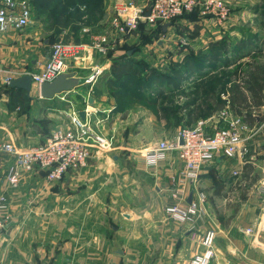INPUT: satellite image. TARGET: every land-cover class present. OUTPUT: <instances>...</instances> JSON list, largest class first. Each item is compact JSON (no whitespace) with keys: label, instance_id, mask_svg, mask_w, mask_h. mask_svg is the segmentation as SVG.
Instances as JSON below:
<instances>
[{"label":"crops","instance_id":"1","mask_svg":"<svg viewBox=\"0 0 264 264\" xmlns=\"http://www.w3.org/2000/svg\"><path fill=\"white\" fill-rule=\"evenodd\" d=\"M234 2L236 20L264 18L259 8L262 2L264 6V0ZM106 11L101 22L109 30L107 20L112 5ZM178 21L156 41L158 49H153L151 44L134 48L126 44L115 46L108 57L95 54L85 58L77 66L76 76L86 79L98 67L101 74L110 73L114 54L123 51L132 59L127 66L146 59L154 67L159 57L169 53L170 59L182 60L189 54L188 50L196 52L229 38L220 31L204 35L190 31L188 22L183 25ZM212 21L208 22L213 24ZM31 25L0 37V70L24 73L44 67L53 43L46 40L44 45L38 44L33 35L44 30L35 31ZM182 26H188V31ZM85 28L89 31L84 32ZM103 33L83 25L80 39L88 43L92 36ZM251 33L247 36L244 32L236 33L235 43L258 34ZM259 41L251 50L261 49L263 40ZM100 76L93 84L82 85L51 100L41 99L33 91L30 100L35 110L30 115L22 106L10 103L6 86L0 82V147L14 142L28 148L45 142L53 129L69 121L67 116L62 114V120V115L58 117L55 112L68 102L77 105L67 111L69 114L79 110L80 117V112L88 108L90 114L86 113L85 120L80 119L94 132L113 137L115 145L111 153L95 154L87 168L70 171L60 181L50 182L45 171L34 170L22 173L16 187L8 182L14 159L0 151V196L7 197V207L0 211V219L8 217L0 237V264H189L196 254L204 251L203 234L210 230L217 234L212 264H264V250L255 247L254 237L244 232L264 219V107L253 123L243 119L251 129L244 163L237 158L217 157L202 169L194 188L181 175L183 164L175 153L157 166H150L142 154L145 147L157 141L175 138L181 127H171L149 106L140 111L143 117L136 120L138 114L134 115L133 106L141 102H123L111 90L109 80L101 84ZM100 85L103 90L98 91ZM183 88L184 83L180 88L164 86L162 90L167 95ZM140 92L143 98L150 96L147 88ZM40 105L47 107L45 113H41ZM40 113L44 116L43 127L37 123ZM218 114L201 119L210 134L219 125L227 128ZM231 116L229 119L237 117ZM235 171H240V175L234 176ZM180 189L184 193L173 198L174 191ZM200 193L205 195L202 204ZM191 194L192 203L200 208L193 223L183 224L166 213L172 204H192Z\"/></svg>","mask_w":264,"mask_h":264},{"label":"built area","instance_id":"2","mask_svg":"<svg viewBox=\"0 0 264 264\" xmlns=\"http://www.w3.org/2000/svg\"><path fill=\"white\" fill-rule=\"evenodd\" d=\"M111 17L107 20L109 30L103 34L94 35L90 42L57 41L51 46L50 56L44 67L36 73L26 71L15 73L0 70V82L4 86L24 75H30L33 81V91L39 94L40 87L54 81L65 73L76 75V68L85 58L93 55L106 56L125 35L137 30L140 23L155 27L159 23L169 24L184 14L195 10L203 14L214 13L221 19H226L230 13L223 0H115ZM150 14L147 16V13ZM33 7L31 0H0V37L11 32L24 30L32 24ZM87 28L84 32H88ZM87 77L86 84L96 82L102 69ZM60 113L67 116L69 121L53 130L48 139L37 145L22 148L14 142L5 143L0 151L14 159V165L8 177L11 186L16 187L22 173L34 170L45 171L50 182L60 181L70 171L79 172L88 167L92 157L97 154H107L114 151V138L105 137L94 132L86 122L79 117V110ZM86 113L90 114L87 108ZM219 118L227 122L229 127L214 129L212 134L205 129V122L200 120L193 127L181 128L173 139L157 141L145 147L142 154L150 166L166 162L171 153H175L183 164L181 175L196 188L202 169L222 154L225 157L237 158L241 163L248 154L247 142L250 140L251 129L240 117H232L231 112H220ZM251 135V133H250ZM181 141L183 144H181ZM235 171L234 176H239ZM174 191L173 198L180 197L184 191ZM201 204L205 195L199 194ZM7 207V197L0 196V211ZM166 213L179 222L193 223L200 214L197 203L190 205L172 204L166 208ZM8 217L0 219V237L3 235ZM245 234L254 237L253 243L258 249L264 250V219L257 225L246 229ZM217 234L207 231L203 234L204 251L196 254L189 264H212L215 258V241Z\"/></svg>","mask_w":264,"mask_h":264},{"label":"trees","instance_id":"3","mask_svg":"<svg viewBox=\"0 0 264 264\" xmlns=\"http://www.w3.org/2000/svg\"><path fill=\"white\" fill-rule=\"evenodd\" d=\"M110 1L31 0V4L33 18L43 19L45 30L51 34V39L70 30L74 41L79 43L82 42L80 31L83 25L91 24L90 15L98 14L97 19L102 20L106 14V5ZM197 11L199 10L194 12L198 13ZM188 15L191 13L181 17ZM181 17L169 23L170 26ZM143 24L140 23L139 27ZM163 27L161 23L151 27L150 31L156 30L153 34L157 35L156 41L164 34ZM70 37L71 35L66 36V41H70ZM258 38V35L249 36L239 43L233 42L234 44L229 42V38H223L197 53L188 50L189 54L183 61L172 63L165 72L152 67L143 59L137 61L134 70L123 73L120 79L113 75L108 83L117 98L123 102L126 100L127 104L145 102L150 108L156 109L171 127H193L201 119H207L227 109L250 124L256 120L258 112L264 107V50L260 48L251 50L258 42ZM153 41V37H150L144 45H149ZM246 58L249 59L245 61ZM119 60L121 68L127 66L132 59L130 60L127 55L126 59ZM145 73L146 76H143ZM192 76L206 78L204 83L198 86L195 98L183 105H167L165 103L167 95L162 88L164 86L180 88ZM145 88L149 90L150 96L143 98L144 95L140 91ZM5 90L16 104L20 103L22 97L31 99L24 90L10 86L5 87ZM130 94L133 96L130 97Z\"/></svg>","mask_w":264,"mask_h":264},{"label":"rangeland","instance_id":"4","mask_svg":"<svg viewBox=\"0 0 264 264\" xmlns=\"http://www.w3.org/2000/svg\"><path fill=\"white\" fill-rule=\"evenodd\" d=\"M234 1L235 0H229L228 2L224 1L226 3L227 9L230 13V15L226 19H221L220 16H217V14L215 15L214 13L203 14L201 11H197L199 13L198 14V13L193 11L194 12L193 14L191 13V15L181 17L180 21L182 22L183 25H187L186 22H188L191 25V27L189 28L190 31H196V32H199L200 34H203V35L206 34V32H219L220 31L223 35L229 36L228 40L232 44H234L233 42H235V40H236V37H237V35H235L236 33L238 34V32H240V33L244 32V34H246V36H247L252 31H256L258 34H260V37L257 34L259 37V40H261V39L263 40V44L261 46V49L264 50V18L263 17L261 18V16H259L258 18H255V19L253 17H248L250 19L236 20L235 14H236V5L237 4ZM114 2L113 3L111 2L112 4L108 3V5H106V7L107 6L109 7L111 5L113 7ZM245 3H247V2H245ZM247 4H245V5L247 6ZM248 5H250V4H248ZM260 5H261V7H259L260 10L264 11L263 2ZM112 10H113V8H112ZM252 10H253V8L250 9V14H251ZM106 13H107V11H106ZM97 17H99L98 14L90 15V18H91L90 27H92L94 30H97V31H99V30L104 31V32L107 31V24L106 23L103 24L101 22V19L98 20ZM189 17H193L195 19L189 20L190 19ZM209 20H213L212 21L213 24H211V22H208ZM177 22H179V21L177 20L175 23H177ZM31 27L33 29H35V31L38 29H41V28L44 30V32L39 31L38 35H36V34L33 35V37H35L34 39H37L38 44H40V45H44L46 40H48L49 43H54V42L62 41V40L66 41V36H68V35H71L70 41H74V37L72 36L73 33L70 32V30L66 31L65 34H59L55 38L53 37L54 39H51V34L47 31H45V25L43 23V19H41V18L40 19L34 18V20L32 21ZM150 29H151V27L144 23L143 25L138 27L137 30L133 31L132 33H130L128 35H125L121 39V41L120 40L117 41L116 47H118L119 45L121 47H124V44H126L132 48L141 47L149 40L150 37H153L154 41L151 43V47H153V49H158V47L156 45L157 35L153 36V34L156 32V30L150 31ZM182 29L184 31H186V29H187V31H188V26L187 27L184 26ZM189 32H186V33H189ZM250 35H252V33ZM133 45H135V46H133ZM200 50H201V48L196 50V53ZM153 51H155V50H153ZM141 54L148 55V53H145V52H143ZM114 56H115V58H113L114 63L112 65V68L113 67L114 68L111 70L110 73H106L104 75L101 74V76L99 77L100 81H102L101 84H103L105 81L107 82L108 80H112L111 77L113 75H114V77L120 79V77L123 73H128V72H130V70L131 71L134 70V65L133 66H124V67L120 68L121 60H119V59H126L127 58V55L124 51L121 53L114 54ZM170 56H171V54L169 53V54L165 55V57H159L154 68L162 70L165 72V71H167L168 67L172 63H174L176 61L177 62L183 61V59L180 60L177 58L170 59ZM248 59L249 58H246L245 61H247ZM263 59H264V57H263ZM162 62L166 63V64L161 65ZM125 67H127V68H125ZM220 71L221 70H219V72ZM205 79L206 78L199 79L198 76L197 77L196 76L190 77L188 80H186L184 82V88L183 89H181L177 92H168L167 93V100L165 101V103L167 105L177 106V105H183L186 102H190L192 98H195L196 93L198 92L197 91L198 86L202 85L204 83ZM99 90H103L102 85H100V88L98 87V91ZM102 92H104V91H102ZM33 93H34V95H36V92H33ZM9 99H10V103L11 102L14 103V100L12 99V97L10 95H9ZM31 101L32 100H28L25 97L24 98L22 97L21 100L19 101L20 103L18 104L19 106H22L24 111L29 115L32 114L33 111L35 110L34 109L35 107L32 106ZM67 101H70L69 97L67 98ZM68 106H70V107L68 108ZM74 106H76L75 108H77V105H75V103L72 104V103L68 102V104H66V107L63 106V107L56 108L55 112H56L57 116L59 117L62 114H60L58 111L63 110V111L69 112L70 108H72V107L74 108ZM134 107H136V109H133L134 110L133 112H134V115L138 114V116H135L136 120H138V119H141L143 117L142 112H141V114H139L140 111L144 110V108L148 107V105L145 104V102H141V104H136L133 106V108ZM39 108L41 110V113H43V112L45 113V111L47 109V107H44L43 105L42 106L40 105ZM41 113L38 115L39 118L37 119L38 127H43L42 123L44 121L43 120L44 116H42ZM128 115H132V113H130ZM62 118H63L62 120H64L63 115H62ZM221 123H219V124H221ZM224 123H227V122H223L222 124H224ZM220 127H225V125L224 126L221 125ZM226 127H229L228 123H227ZM53 130H55V129H53ZM122 138H123V135H122Z\"/></svg>","mask_w":264,"mask_h":264},{"label":"water","instance_id":"5","mask_svg":"<svg viewBox=\"0 0 264 264\" xmlns=\"http://www.w3.org/2000/svg\"><path fill=\"white\" fill-rule=\"evenodd\" d=\"M150 12L147 13V16ZM170 24H165L163 27V32L166 33ZM37 71H33L36 73ZM86 84V80L80 77H77L73 73H65L57 77L54 81L43 84L39 89V96L41 99L51 100L55 97L62 95L64 93L73 92L77 88ZM11 88L24 90L27 95L30 97L33 92V81L30 75H24L22 77L14 79L10 83ZM92 104V101L90 102ZM86 111L80 112V117L82 120L86 118ZM181 144L183 142L181 141ZM225 157L224 154L221 155V159ZM193 194L190 195L189 203H192Z\"/></svg>","mask_w":264,"mask_h":264}]
</instances>
